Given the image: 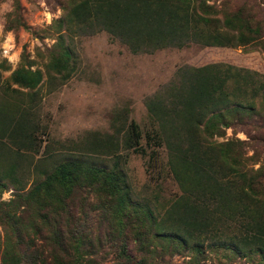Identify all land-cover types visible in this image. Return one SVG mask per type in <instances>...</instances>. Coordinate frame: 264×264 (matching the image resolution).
Listing matches in <instances>:
<instances>
[{"label": "trees", "instance_id": "1", "mask_svg": "<svg viewBox=\"0 0 264 264\" xmlns=\"http://www.w3.org/2000/svg\"><path fill=\"white\" fill-rule=\"evenodd\" d=\"M247 2L223 0L217 7L208 0H65L61 16L52 23L56 38L45 71L66 80L70 53L64 37L100 31L134 53L192 41L255 50L264 57V0ZM30 66L10 73L13 83L30 91L29 100L41 80V72ZM7 68L0 62L1 70ZM175 79L145 99L150 129L142 135L146 146L165 150L166 167L179 193L153 208L132 202L117 165L118 150L143 154L145 149L139 145L138 125L117 115L119 123L111 134L93 133L80 143L76 157L35 167L40 179L2 202L0 214L20 264H82V220L91 209L112 215L116 222L120 233L113 242L114 264H170L165 257L182 251L188 264H200L210 245L264 264V165L252 167L258 160L255 153L264 149V74L217 62L183 66ZM11 99L0 93V192L10 178L20 187L12 177L18 168L13 158L23 157V149L39 147L37 135L43 132L32 110ZM236 126L246 140H215ZM44 152L46 159L52 157L47 146ZM88 153L111 157V166L97 165ZM154 154H147L149 161ZM78 190L95 201L88 207L82 199L84 209L75 221L70 209ZM28 224L47 228L46 251L30 249L24 240Z\"/></svg>", "mask_w": 264, "mask_h": 264}, {"label": "rangeland", "instance_id": "2", "mask_svg": "<svg viewBox=\"0 0 264 264\" xmlns=\"http://www.w3.org/2000/svg\"><path fill=\"white\" fill-rule=\"evenodd\" d=\"M65 0H0V62L8 66L0 69V93L12 99H20L34 113L43 132L37 135L40 146L34 151L23 149V157H14L18 164L12 177L18 179L16 185L7 179L6 189L0 192V207L17 192L27 190L41 175L36 169L53 161L76 157L80 154L78 146L91 134L109 135L119 123L116 116L126 121L133 120L141 131L150 129L148 113L144 101L157 91H162L168 83L175 81V75L183 66L198 67L208 63L223 62L264 74V57L259 51L244 50L241 47L227 48L203 46L187 42L176 47L167 46L146 52H132L118 38L104 31L86 36H65L64 43L69 48L67 65L68 78L61 81L45 71V63L51 53L56 34L53 21L61 16V5ZM223 0H208L217 7ZM242 0H231L241 2ZM251 5L259 0H247ZM263 4L260 5L262 7ZM262 14H264L262 12ZM31 63V69L41 72V80L29 100V90L12 82L13 69ZM11 99V100H12ZM231 131L224 129L223 138L236 137L246 140L244 131L236 126ZM143 135L139 145L145 153H132L118 150V168L123 175L128 195L133 203L155 207L160 201L172 198L179 193L166 167V153L160 146H146ZM44 146L52 153L46 159ZM12 148V146H9ZM247 155L252 153L246 147ZM155 151L153 160L147 154ZM255 155L257 162L253 168L264 165V149ZM97 165L111 166L112 158L106 155L87 154ZM8 159H12V156ZM35 167H37L35 169ZM6 181V180H5ZM21 188V189H16ZM90 207L95 197L78 190L73 195L70 215L75 221L80 219V210ZM18 213V212H17ZM24 218L23 213H20ZM22 218V219H24ZM35 228L38 230L35 233ZM7 227L0 214V264H20L13 252L11 241L7 238ZM112 215L102 211L84 212L82 230L84 244L80 247L82 264H114L113 242L120 232L116 230ZM47 228L43 225H26L24 240L30 249L46 251L44 236ZM130 242L133 255L139 251ZM212 244V243H211ZM25 246L19 245L21 250ZM45 255V252L43 253ZM170 264H188L185 252L174 253L168 258ZM158 260V259H157ZM256 257H246L222 246L205 247L200 264H256ZM23 264V263H22Z\"/></svg>", "mask_w": 264, "mask_h": 264}]
</instances>
